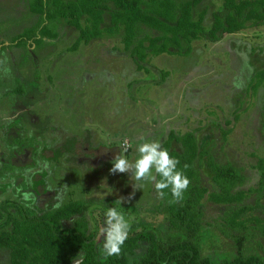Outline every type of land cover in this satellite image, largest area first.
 <instances>
[{
    "label": "rangeland",
    "instance_id": "1",
    "mask_svg": "<svg viewBox=\"0 0 264 264\" xmlns=\"http://www.w3.org/2000/svg\"><path fill=\"white\" fill-rule=\"evenodd\" d=\"M223 4L203 0L196 8L207 12L206 28L215 12L224 11ZM38 20L28 0H0V206L13 201L48 211L83 201L99 244L105 213L117 207L131 224L129 234L151 230L165 238L166 197L159 198L151 182L134 189L138 182L130 173L112 174L110 169L124 139L132 161L137 145L144 142L141 137L162 144L171 131H194L200 148L210 150L215 162L231 163L244 172L240 190L258 187L257 166L264 159V87L256 93L249 87L264 69V25L224 35L219 42L202 37L189 55L174 50L151 56L141 64L144 69H138L130 52L122 50L120 36L71 51L79 32L63 23L57 39L17 47L16 37ZM109 23L106 15L105 26ZM22 88L23 93H17ZM14 120L23 128L13 126ZM16 139L25 145H15ZM74 139L79 140L70 144ZM208 158L196 168L202 186L215 191ZM17 188L29 193L27 201ZM255 196L245 203L260 202L254 214L263 218L264 196ZM121 198L122 204L117 202ZM205 207L212 234L204 238V254L216 259L232 256L236 238L245 232L225 227L230 233L222 234L216 223L223 224L231 208L209 202ZM244 247L247 254L264 259L260 233L245 240ZM8 261V253L0 254V264Z\"/></svg>",
    "mask_w": 264,
    "mask_h": 264
},
{
    "label": "trees",
    "instance_id": "2",
    "mask_svg": "<svg viewBox=\"0 0 264 264\" xmlns=\"http://www.w3.org/2000/svg\"><path fill=\"white\" fill-rule=\"evenodd\" d=\"M202 2L28 0L29 11L39 20L16 37V46L33 41L32 45L38 47L45 40H55L63 23L79 32L71 51L106 36H120L122 50L130 52L138 69H144L141 64L148 63L151 56L175 53L174 50L189 55L193 43L202 37L219 42L224 35L264 25V0H224V13L215 12L208 28L204 25L207 12H195ZM106 15L110 17L109 26H105ZM261 87L264 69L255 74L249 88L256 93ZM162 146L179 160L178 170L190 180L179 203H170L171 192L164 190L169 213L165 238L151 230L135 232L129 234L120 255L104 256L102 244L97 243L91 231L83 201H71L43 213L17 203H4L0 206V254L8 253L9 261L3 264H264L263 257L247 254L244 247L245 240L255 232L264 236V217L254 214L260 202L245 203L255 195L264 196V159L257 166L258 187L240 190L246 182L244 172L231 163L215 162L210 150L200 148L194 131H171ZM206 156L215 191L202 186L196 168ZM206 202L231 208L224 213V223H216L222 234L230 233L225 227L245 232L244 237H235L236 253L222 260L203 252L204 238L212 234L205 222Z\"/></svg>",
    "mask_w": 264,
    "mask_h": 264
},
{
    "label": "clouds",
    "instance_id": "3",
    "mask_svg": "<svg viewBox=\"0 0 264 264\" xmlns=\"http://www.w3.org/2000/svg\"><path fill=\"white\" fill-rule=\"evenodd\" d=\"M137 145V157L130 161L126 155L129 150V141L124 139L120 145V152L112 160L110 172L130 173L134 180V189L142 188V182L154 184L155 191L159 198L165 196V189L171 192L170 203H179L184 199L190 180L181 170H178L179 160L174 158L170 152L162 146L159 140H144ZM154 170V173H153ZM17 194L23 199H29V193L22 192L17 188ZM134 196V192L132 194ZM130 196L128 199H131ZM122 204L124 198L117 201ZM103 232V243L101 254L104 256H118L122 247L128 239L131 224L125 215L117 207H109L105 213Z\"/></svg>",
    "mask_w": 264,
    "mask_h": 264
},
{
    "label": "flooded vegetation",
    "instance_id": "4",
    "mask_svg": "<svg viewBox=\"0 0 264 264\" xmlns=\"http://www.w3.org/2000/svg\"><path fill=\"white\" fill-rule=\"evenodd\" d=\"M23 88L21 89V92L23 93ZM20 90H18L17 91V93H20L19 92ZM22 93H20V94H22ZM22 97V96H21ZM20 113V112H19ZM24 117H28L27 115H25ZM24 117H23V119H24ZM12 118V117H11ZM12 120V119H11ZM12 123H14V125L13 126H15L17 129H22L23 128V125H21V123L20 122H18V120L16 121V120H14V121H12ZM24 124H25V121H24ZM78 140L79 139H74V140H69L71 143L70 144H74L75 142H78ZM73 142V143H72ZM15 145H17V146H21L22 144L23 145H25V142H24V140H20V139H16L15 140ZM63 144V143H62ZM64 145V144H63ZM74 146V145H73ZM69 150H71V149H69ZM6 166H8V168H11V169H14L15 167H13L12 165H10V164H6ZM5 167V166H4ZM3 170V169H2ZM7 201H5L4 203H6ZM19 204L18 202H13V201H9V202H7V204ZM20 205V204H19ZM28 208H32V209H34L37 213H43V212H45V211H40L39 210V208L37 207V206H33V207H26V209H28ZM95 235H96V233H94Z\"/></svg>",
    "mask_w": 264,
    "mask_h": 264
}]
</instances>
